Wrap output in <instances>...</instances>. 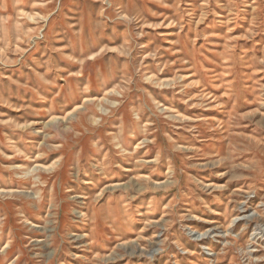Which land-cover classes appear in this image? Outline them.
<instances>
[{
  "label": "rangeland",
  "instance_id": "rangeland-1",
  "mask_svg": "<svg viewBox=\"0 0 264 264\" xmlns=\"http://www.w3.org/2000/svg\"><path fill=\"white\" fill-rule=\"evenodd\" d=\"M0 264H264V0H0Z\"/></svg>",
  "mask_w": 264,
  "mask_h": 264
}]
</instances>
